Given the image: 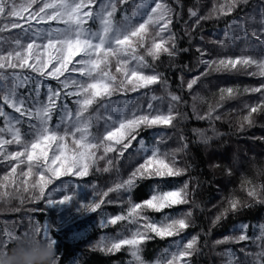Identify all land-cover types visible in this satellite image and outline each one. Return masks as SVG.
Listing matches in <instances>:
<instances>
[{
	"label": "snow or ice",
	"instance_id": "snow-or-ice-1",
	"mask_svg": "<svg viewBox=\"0 0 264 264\" xmlns=\"http://www.w3.org/2000/svg\"><path fill=\"white\" fill-rule=\"evenodd\" d=\"M248 3L213 0L209 12L200 15V0H196L197 6L187 10L185 35L191 36L204 21L232 16ZM182 12L181 0H0V165L7 167L0 175V201L9 206L18 202L12 211L27 215L26 225L13 222L0 231V258L20 241L24 247L37 242L55 245L32 215L40 209L26 205L72 201L76 186L85 178L115 173L116 179L106 190L90 186L94 199L75 202L77 211L100 213V229L119 228L115 235L101 236L92 249L106 255L127 249L132 258L129 264H149L142 256L143 246L154 238L168 239L170 247L151 264H191V257L200 251L201 237L196 234L185 240L184 234L192 226L194 210L175 215L171 211L193 203L190 181L174 188L158 185L140 202L132 198L143 180L165 181L188 171L179 166V155L188 148L183 135L181 146L173 149L164 147L170 139H165L166 132L159 133L150 148L141 138L142 131L173 129L182 119L179 105L186 102L155 69L162 55L178 54L173 24L182 18ZM241 39L246 46L238 54L215 58H208V50L197 46V65L204 71L187 81V90L191 92L212 72L264 79V7L258 14L233 20L224 39L215 43L230 46ZM51 81L56 82L55 88ZM156 85L163 86L164 95L155 94ZM218 91L219 101L209 104L203 115L195 104L200 97H192L196 118L210 125L209 129L193 130L204 144L222 135L215 122L222 120L217 110L223 102L241 95L239 86H223ZM243 93L259 94L260 99L243 105L246 114L239 121L240 131L252 127L255 116L264 113V83L245 86ZM208 131L213 135H207ZM137 143L142 162L125 178L121 165ZM262 175L264 169H257V176ZM56 184L66 188L58 199L52 196ZM241 190L250 200L264 204V181L257 184L246 178ZM113 204L122 211L115 215L104 212L102 206ZM248 207L252 204L242 203L236 196L228 198L227 207L212 220L213 227ZM148 212L159 213L162 219L155 220ZM249 227L235 225L233 234L213 242V247L245 245L240 249L243 262L231 248L218 253L223 264H264V223L253 235H249ZM249 245L256 250H249ZM58 262L55 253L53 264Z\"/></svg>",
	"mask_w": 264,
	"mask_h": 264
},
{
	"label": "trees",
	"instance_id": "trees-1",
	"mask_svg": "<svg viewBox=\"0 0 264 264\" xmlns=\"http://www.w3.org/2000/svg\"><path fill=\"white\" fill-rule=\"evenodd\" d=\"M19 2V0H18ZM213 0H200V15L209 12ZM172 3V0H169ZM183 5L182 18L173 24V31L178 37V54L175 57L162 55L160 60L155 63L156 71L163 73L168 82L169 89L182 96L186 103L179 105V111L183 114L182 119L176 121V127L173 129L145 130L141 132V138L145 141V147H152L158 139V134L166 132L165 139L168 140L166 149H173L181 146L180 136L183 135L188 144L186 152L179 155V166L187 167L185 175L169 178L165 181L143 180L132 193V198L136 202L147 199L153 188L158 185L164 188L180 187L185 181H190L189 199L192 204L177 207L172 214H178L193 208L192 226L185 232L184 239L200 234V251L191 257V264H223L224 258L218 253L226 248L232 251L243 262L244 253L240 251L245 245L230 244L213 247L216 239L222 238L226 234H233L232 229L235 225L248 224L249 235L258 231V225L264 223V204H257L250 200L241 190V184L244 179H251L253 183L264 181V175L257 176V169H264V113L255 116V123L252 127H245L243 131L239 130V121L242 120L246 110L243 108L245 103H256L260 99L259 94H244L245 86H258L264 83V79L258 77H249L243 74H224L212 72L203 78L198 86L190 92L186 88L187 81L199 72L204 71L203 66L197 65L199 53L197 46L206 48L210 56L215 58L220 55L238 54L246 46V42L241 39L230 46H221L215 41L224 39V32L229 23L239 19L245 14L259 13L261 7H264L262 0H249L247 5H241L232 16L221 19H209L202 24L191 36L185 35V21L189 19L188 8L196 7V0H181ZM175 7V5H173ZM177 11H180L177 8ZM191 23H194L192 21ZM189 30L191 24H189ZM15 31V30H14ZM253 43H257L251 38ZM188 49V51H182ZM264 52V49H261ZM113 71L115 69L113 68ZM183 77V79H181ZM51 84L56 82L51 81ZM57 86V85H55ZM223 86H239L241 95L234 100L223 102V106L217 110L222 120L215 122L216 130L222 135L214 137L208 144H204L194 129H209L208 121H201L193 113L194 95H198L195 101L199 114L203 115L208 110V105H215L219 101V88ZM155 94L164 95L162 85L154 86ZM27 94V93H25ZM236 110L235 112L233 110ZM1 122V121H0ZM207 135L212 136L211 131ZM140 145L128 154L121 165V174L127 177L128 173L141 161L142 152L137 154ZM104 163L101 162L100 167ZM7 171V167L0 165V175ZM116 179L115 173H94L85 178L82 184L75 188V196L72 201L60 204H46L43 202L26 205V208H38L40 211L32 215L44 226L48 236L55 240L54 250L58 255V264H129L131 256L127 249L114 254H104L99 250H93L92 245L103 235H115L119 228L110 226L107 229L97 228L91 233L77 237L78 230L93 222L101 219L100 213L77 211L76 201L86 203L94 199L91 185H98L104 190L111 186ZM88 186H86V185ZM65 186L56 184V190L53 191V198H60L65 193ZM236 196L242 203H250L252 207L243 208L236 214H229L215 227L212 220L225 207L227 199ZM110 198L115 199V194H110ZM107 199V198H106ZM199 205V207H196ZM18 202L13 201L11 206L0 201V231L6 225L13 222L23 221L27 224V215L25 211L15 213L13 208L18 207ZM104 212L108 214H118L122 211L118 204L102 206ZM126 207V206H125ZM153 218H160L161 214L148 212ZM171 241L168 239L154 238L143 246L142 256L151 263L159 257L165 249H168ZM249 250L255 251L249 245Z\"/></svg>",
	"mask_w": 264,
	"mask_h": 264
},
{
	"label": "clouds",
	"instance_id": "clouds-1",
	"mask_svg": "<svg viewBox=\"0 0 264 264\" xmlns=\"http://www.w3.org/2000/svg\"><path fill=\"white\" fill-rule=\"evenodd\" d=\"M54 257V247L47 243L37 242L24 247L20 241L7 256L0 258V264H53Z\"/></svg>",
	"mask_w": 264,
	"mask_h": 264
},
{
	"label": "rangeland",
	"instance_id": "rangeland-1",
	"mask_svg": "<svg viewBox=\"0 0 264 264\" xmlns=\"http://www.w3.org/2000/svg\"><path fill=\"white\" fill-rule=\"evenodd\" d=\"M55 85H56V84H52V86H53L54 88L56 87ZM130 98L134 100V99H135V95L131 96ZM5 108H6L7 111H11L10 109H7L6 106H5ZM0 123H2V121H1ZM147 148H150V147H147ZM142 154H143V152H142ZM154 219H155V220H160V219H162V216H161L160 218H154ZM99 221H100V220H99ZM99 221H98V220H97V221L95 220V221H93V222L87 224V225L84 227V229H81V230H78V231H77L76 236H77V237H83V236H85V235L91 233V232L94 231L95 229L99 228ZM252 247L254 248V250H256L254 246H252ZM131 259H132V258H131ZM149 264H151V263H149Z\"/></svg>",
	"mask_w": 264,
	"mask_h": 264
}]
</instances>
